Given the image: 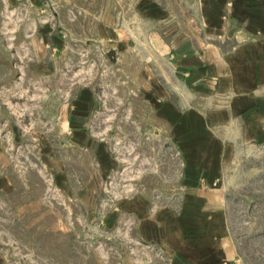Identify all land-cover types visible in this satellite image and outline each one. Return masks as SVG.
<instances>
[{
  "label": "rangeland",
  "instance_id": "1",
  "mask_svg": "<svg viewBox=\"0 0 264 264\" xmlns=\"http://www.w3.org/2000/svg\"><path fill=\"white\" fill-rule=\"evenodd\" d=\"M197 1L152 0L170 9L159 18L142 16L141 0H0V146L10 161L0 165L2 264H164L120 201L179 211L183 157L156 105L175 84L186 89L170 63L185 50L168 46L200 25L189 16ZM84 87L94 93L79 118L89 146L66 127ZM99 142L117 159L107 173ZM230 153L222 184L237 262L264 264V140Z\"/></svg>",
  "mask_w": 264,
  "mask_h": 264
},
{
  "label": "crops",
  "instance_id": "2",
  "mask_svg": "<svg viewBox=\"0 0 264 264\" xmlns=\"http://www.w3.org/2000/svg\"><path fill=\"white\" fill-rule=\"evenodd\" d=\"M141 1L142 16L171 14L166 5L153 3L151 7L152 0ZM196 3L198 10L189 16L192 24L197 18L200 25L190 28L188 40L168 46L185 50L170 63L174 81H184L186 89L175 84L173 93L163 91L164 98L157 99L156 105L157 114L171 124L183 157L179 211L150 208L139 198H123L120 209L135 219L140 240L159 245L164 264H238L227 227L223 167L235 146L264 140V0ZM196 32L204 35L199 37ZM48 33L45 30V36ZM37 43L43 52L45 42ZM45 65L49 70L53 67L52 63ZM93 95L91 89L82 88L67 117L66 127L76 133V140L71 141L78 145L93 143L84 140L86 123L79 120L89 110ZM192 96L202 97L205 103ZM97 145L100 169L104 173L114 170L117 159L105 142ZM9 162L7 151L0 146V165ZM119 222V211L114 210L107 225L115 227ZM131 259L126 256L122 264H133Z\"/></svg>",
  "mask_w": 264,
  "mask_h": 264
}]
</instances>
